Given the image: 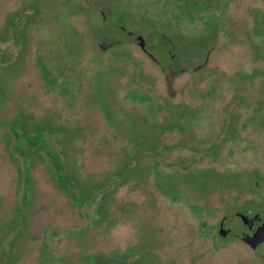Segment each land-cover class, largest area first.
Returning <instances> with one entry per match:
<instances>
[{
  "label": "rangeland",
  "instance_id": "1",
  "mask_svg": "<svg viewBox=\"0 0 264 264\" xmlns=\"http://www.w3.org/2000/svg\"><path fill=\"white\" fill-rule=\"evenodd\" d=\"M235 212L264 221V0H0V264H264Z\"/></svg>",
  "mask_w": 264,
  "mask_h": 264
},
{
  "label": "water",
  "instance_id": "2",
  "mask_svg": "<svg viewBox=\"0 0 264 264\" xmlns=\"http://www.w3.org/2000/svg\"><path fill=\"white\" fill-rule=\"evenodd\" d=\"M138 47L145 52L143 39L140 36L135 38ZM115 45V42H98L96 43L97 48L100 51H105ZM147 56H151L148 54ZM176 72L169 70L167 74L163 76L164 84L166 91L169 95H172L171 83L173 78L175 77ZM235 215L238 216L241 222L249 228L253 220H259L258 214H253L251 217H248L246 214L241 212H235ZM226 230L222 229L221 225H219L218 234L223 236ZM241 241L248 245L250 248H254L258 243L264 242V221H260V223L255 227V229L251 233H245L241 236Z\"/></svg>",
  "mask_w": 264,
  "mask_h": 264
},
{
  "label": "trees",
  "instance_id": "3",
  "mask_svg": "<svg viewBox=\"0 0 264 264\" xmlns=\"http://www.w3.org/2000/svg\"><path fill=\"white\" fill-rule=\"evenodd\" d=\"M49 158L56 171V181L58 186L66 193L72 195L70 188L67 187L70 186V183L67 180V174L64 172L63 166L61 165L59 159L54 155H50ZM96 264H101V262L98 261Z\"/></svg>",
  "mask_w": 264,
  "mask_h": 264
},
{
  "label": "flooded vegetation",
  "instance_id": "4",
  "mask_svg": "<svg viewBox=\"0 0 264 264\" xmlns=\"http://www.w3.org/2000/svg\"><path fill=\"white\" fill-rule=\"evenodd\" d=\"M128 36H132V34L129 33ZM136 37H137V36H136ZM136 37H135V38H136ZM95 41H96V39H93V42H95ZM135 41H136V40H135ZM136 43H137V42H136ZM139 49H140V48H139ZM144 49H145V52H143L141 49H140V50H141L144 54H146V56H147L149 53H147L145 46H144ZM150 55H151V54H150ZM147 57L150 58L152 61L155 62V59H154L152 56H150V57L147 56ZM156 63H157V62H156ZM169 70H172V69L168 66V72H169ZM172 71H173V70H172ZM168 72H167V73H168ZM180 72H182V70H180ZM176 74H177V73H176ZM175 76H176V75H175ZM168 95H169V94H168ZM248 217H249V216H248ZM238 218H239V217H238ZM239 219H240V218H239ZM240 221H241V220H240ZM255 221H259L258 224L260 223V220H253L249 228L247 227V225H245V224L242 223V224L245 226L247 232H241L240 238H241V236H242L243 234H245V233H251V232L255 229V227L258 225V224H256V225L253 227ZM219 225H221V227H222V220H219V222H218V230H219ZM222 229L226 230V232H225V234H226L227 231H228V228H223V227H222ZM218 230H217V232H218ZM225 234H224V235H225ZM224 235H223V236H224ZM260 243H261V242H260ZM260 243H258V244H260ZM258 244H257V245H258ZM257 245H256V246H257ZM256 246H255V247H256ZM255 247H254V248H255ZM251 249H253V248H251Z\"/></svg>",
  "mask_w": 264,
  "mask_h": 264
}]
</instances>
